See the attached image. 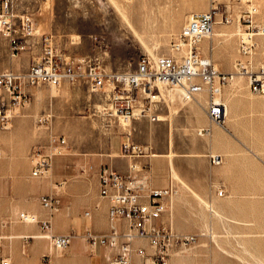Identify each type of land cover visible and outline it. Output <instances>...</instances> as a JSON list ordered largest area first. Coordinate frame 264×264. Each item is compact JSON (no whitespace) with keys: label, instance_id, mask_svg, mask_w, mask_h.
Masks as SVG:
<instances>
[{"label":"rangeland","instance_id":"1","mask_svg":"<svg viewBox=\"0 0 264 264\" xmlns=\"http://www.w3.org/2000/svg\"><path fill=\"white\" fill-rule=\"evenodd\" d=\"M116 1L128 8L127 16L136 25L144 41L127 26L113 0H13V12L17 17L14 27L23 48L15 56L11 55L10 37L4 33L5 27L2 26L0 71H27L32 61L52 45L55 56L63 54L78 70L91 59L107 72L127 73L135 70L138 61L145 55L157 57L172 54L171 40L181 31L190 14L216 7L215 25L224 33L218 36L211 33L201 42L200 50L212 57L220 71L229 73L236 60L247 58L241 50V44L242 36L250 24L247 21L250 10H256L252 16L254 21H264V0ZM25 13L34 18V34L31 36H23L20 27L19 17ZM46 35L51 37V44L46 45L41 37ZM254 40L256 49L253 60L258 64L264 62V35H257ZM21 58L27 59V67L15 69L14 65L19 64ZM86 80L85 77L75 85L63 81L57 87L46 83L28 87V102L17 108L11 128H0V229H3L0 232L3 237L0 263L3 255L10 257L11 253L18 252L23 258L22 264H73L58 259L68 255L75 241L72 249L82 248L79 237L89 246L90 260L97 252L103 253L104 247L110 248L106 245L94 247L85 238L86 223L90 221V217L85 214L90 209L88 207L72 216L76 226L71 233L74 231L78 235L63 251L52 247L48 238L39 237L43 233L40 224L23 222L19 218L22 211L36 213L39 217L41 210L48 214L41 203L43 195L57 192L62 206L66 186L64 182L68 181V175L59 179H55V176L59 173L66 175L64 169L67 162L84 156L86 144L80 143L82 139L92 142L98 138L110 145L114 138L127 133L126 128L131 120L110 115V101L105 106L108 108L104 109L97 95L89 91ZM220 95L229 106L230 124L225 121L222 127L212 125L220 127L227 135L232 130L237 143L262 149L263 152L255 154L264 158V95L253 93L248 77L242 75L234 76L224 85ZM165 96L172 116L194 102L180 101L171 91H167ZM91 103L96 109H102L104 114L90 115V108L94 110ZM49 111L54 112L50 122L38 123V117ZM16 118L22 119L18 127L14 124ZM147 123L150 126L148 120ZM13 131L15 135L4 137ZM51 131L66 135L68 140L66 152L55 157L60 171L49 177L32 176V149L46 144ZM253 188L254 192L259 193L264 191V184L254 183ZM205 204L213 213L206 217V223L209 226L213 224V230L180 232L196 234L197 241L187 247L172 248L170 264H264V200L253 201L251 208L247 209L251 213L249 216L244 215L245 208H235L227 201H220L218 206L210 202ZM246 219L250 220L247 224L244 221ZM62 225L63 222L58 223V226ZM5 243L8 245L5 246Z\"/></svg>","mask_w":264,"mask_h":264},{"label":"built area","instance_id":"2","mask_svg":"<svg viewBox=\"0 0 264 264\" xmlns=\"http://www.w3.org/2000/svg\"><path fill=\"white\" fill-rule=\"evenodd\" d=\"M3 12L0 24L4 33L10 37L11 55L15 56L23 48L22 41L16 35L13 12V0H2ZM254 8V7H253ZM256 10H250L247 21L250 24L242 36L241 50L246 59H238L229 73L222 72L211 56L200 50L201 42L209 37L216 24L217 8L193 12L181 31L171 40L172 54L157 57L145 55L135 70L127 73L107 72L96 66L92 60L86 61L78 70L66 56H55L52 45L34 59L27 71L12 69L0 71V128H11L17 108L28 102L27 89L42 83L57 87L63 81L77 82L87 78L92 91L106 88L110 101V115H118L124 120L137 117H149L159 120V108L167 104L166 92L176 94L180 101H199V96L206 93L205 110L211 124L224 126L227 104L221 98L222 87L234 76L248 77L249 87L253 93L264 95V62L255 64L253 60L256 49L255 37L264 35V21L256 22L252 16ZM229 21V19H227ZM23 36L34 34V18L25 13L19 17ZM51 44L49 35L42 36ZM48 47V46H47ZM161 88L163 90H161ZM108 107H105V109ZM114 110V111H113ZM51 113L38 117L40 124L50 122ZM210 126L199 129V134L210 133ZM66 136L51 131L44 145L33 147L34 157L32 176L49 177L53 174L54 159L66 152ZM125 151L136 149L130 141L123 144ZM2 146L0 144V157ZM211 162H221L219 154H211ZM93 169V166H90ZM135 169V165L132 166ZM100 196L109 201L108 220L110 230L96 233L91 227L85 229V238L92 246H109L112 254L106 264H170V251L175 246H190L196 243L197 235L180 233L169 224H158L157 220L169 211L170 200L175 193L172 185L164 188H148L137 183L134 177L123 174L108 164L98 167ZM62 185V183H59ZM222 190L219 191L222 194ZM60 196L57 192L43 195L41 203L48 211L45 218L36 213L22 211L20 221L38 223L43 231L40 237L51 241L52 247L63 251L78 235L76 232L56 234L53 217L60 209ZM96 208L99 207L97 204ZM85 214L92 216L90 210ZM126 222V229L123 228ZM26 237V236H25ZM28 238V237H26ZM3 237L0 236V246ZM137 239L149 241L148 250L144 244H137ZM139 258V259H138ZM143 259L142 260H140ZM0 264H12L9 257H2Z\"/></svg>","mask_w":264,"mask_h":264},{"label":"crops","instance_id":"3","mask_svg":"<svg viewBox=\"0 0 264 264\" xmlns=\"http://www.w3.org/2000/svg\"><path fill=\"white\" fill-rule=\"evenodd\" d=\"M19 62L14 65L15 69L27 67V59L21 58ZM81 82L79 80L69 83L75 85ZM85 83L89 91L97 95L101 101L100 105L105 109L108 104L107 89L92 91L88 80ZM206 98V93L201 94L199 101H194L184 109L176 111L174 116L168 104L162 103L157 112L159 120H151L149 117L131 118L126 128L128 134L114 138L110 145L102 139L99 141L98 138L92 142L88 139L84 142L82 139L80 143L86 144V148L83 149L84 156L67 162L64 169L66 175L59 173L55 176V179H59L68 175V181L64 182L66 186L63 191L62 206L53 217L55 233H71L76 226L72 216L79 214L84 207L90 208L92 212L85 229L91 227L96 233H105L110 230L109 201L100 196L97 173L98 167L102 164H108L123 174L131 175L137 183L144 186V191L150 187L164 188L172 185L175 193L170 200V209L157 220V223L169 224L176 232L213 230V224L210 223L209 226L206 223V217L213 214L206 207L207 202L218 206L220 201H227L235 208H245L244 215L249 216L251 213L247 212V209L251 208L253 201L264 200V191L257 193L253 188L254 183L264 184V158L255 154L263 150L237 143L233 138L232 130H229L227 135L220 127L212 125L205 110ZM91 105L95 106L93 103ZM90 109V115L104 114L102 109L95 107L94 110ZM47 113H51L53 118L54 112L49 111L43 114ZM147 120L151 123L150 126ZM21 122L20 118L14 120L17 127L21 125ZM208 126L211 128L210 133L199 134V129ZM15 134L16 132L13 131L4 137L8 138ZM127 141L136 145L137 148L133 151L130 149L125 151L123 144ZM221 141L224 143L221 144ZM211 154H219L221 162L212 163ZM133 165L135 169H132ZM90 166H93V169H90ZM56 171H60V168H58V161L54 159L53 173ZM175 173L178 177L174 175ZM220 190L223 191L222 194L219 193ZM97 204L98 208L95 207ZM39 213L41 218L47 216L45 210ZM244 221L246 224L250 222L247 219ZM60 222L64 223L61 227L58 226ZM123 228L126 229V222H123ZM2 231L3 229H0V232ZM79 239L82 248L73 250L72 245L76 241L73 242L68 255L64 258L73 261V264H106L108 262L112 254L111 248L104 247L103 253L97 252V255L90 260L89 246L83 238L79 237ZM136 243L144 244L148 250L150 249L147 239H137ZM6 245L8 244L5 243ZM96 249L98 251V247ZM79 251H84L86 255L84 262L75 256ZM3 257L6 256L3 255ZM9 258L12 264L23 263V258H20L18 252L11 253ZM140 260L143 261L141 258Z\"/></svg>","mask_w":264,"mask_h":264},{"label":"bare ground","instance_id":"4","mask_svg":"<svg viewBox=\"0 0 264 264\" xmlns=\"http://www.w3.org/2000/svg\"><path fill=\"white\" fill-rule=\"evenodd\" d=\"M113 4L115 6V8L117 9L118 13L121 15L122 19L127 23V26L131 29V31L139 37H141V35L139 34L138 30H137V27L136 25L131 22V20L128 18L127 16V10L128 8L126 6H124L123 4H119V2H117L116 0H113ZM0 30H2V25L0 24ZM37 32V31H36ZM224 32H222L219 28H218V25H214V29H213V32L211 35H215V36H218V35H222ZM140 39V38H139ZM141 40H143V38L141 37ZM144 41V40H143ZM146 42V41H145ZM143 42V43H145ZM146 44V43H145ZM148 46V45H147ZM150 50V49H149ZM151 54L154 55V53L151 51ZM228 115H229V106L227 104V115H226V119L225 121L227 123H229V120L228 119ZM129 123V122H128ZM225 129H227V127H225ZM174 173V172H173ZM174 175H176L178 177V175L175 173ZM59 256H62V255H59ZM77 256L76 258H78V260H82V262H84L86 260V255L84 253V251H79L77 253ZM60 260L63 261V260H68L70 261L69 259L67 258H64V257H60ZM70 262H73V261H70Z\"/></svg>","mask_w":264,"mask_h":264}]
</instances>
